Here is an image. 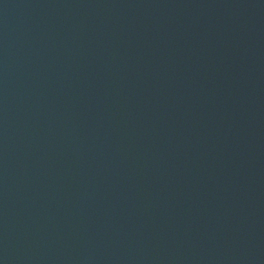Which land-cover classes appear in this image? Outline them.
I'll return each instance as SVG.
<instances>
[{"label": "water", "instance_id": "1", "mask_svg": "<svg viewBox=\"0 0 264 264\" xmlns=\"http://www.w3.org/2000/svg\"><path fill=\"white\" fill-rule=\"evenodd\" d=\"M0 264H264V0H0Z\"/></svg>", "mask_w": 264, "mask_h": 264}]
</instances>
